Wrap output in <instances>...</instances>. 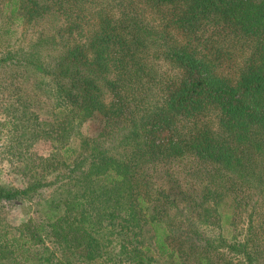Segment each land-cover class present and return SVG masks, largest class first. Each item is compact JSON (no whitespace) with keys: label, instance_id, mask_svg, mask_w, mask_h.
<instances>
[{"label":"trees","instance_id":"trees-1","mask_svg":"<svg viewBox=\"0 0 264 264\" xmlns=\"http://www.w3.org/2000/svg\"><path fill=\"white\" fill-rule=\"evenodd\" d=\"M21 23L42 26L22 61L52 80L54 136L40 133L64 172L35 220L0 230V264H105L113 221L142 230L130 264H264V0L2 2L0 37ZM12 48L0 42V64Z\"/></svg>","mask_w":264,"mask_h":264},{"label":"rangeland","instance_id":"rangeland-1","mask_svg":"<svg viewBox=\"0 0 264 264\" xmlns=\"http://www.w3.org/2000/svg\"><path fill=\"white\" fill-rule=\"evenodd\" d=\"M4 1L0 0V4ZM12 29L13 35L0 37V42L8 41L13 44L10 51L13 59L0 64V187L17 190L30 185L40 187L37 188V193L31 200L20 197L16 200L0 198V230L6 232L8 236L14 234L19 223L28 218L35 220L44 210L46 202L55 201L57 194L55 178L56 175L64 172V167L55 157L52 137L45 138L40 133L42 130L49 129L51 136H54L52 132L55 130V110L53 109L52 80L50 77H42L37 68L28 64L27 61H22L28 54L30 43L42 30V26L21 23L12 26ZM3 54L0 49V57ZM38 54L41 56L39 58H43L39 59L41 64L52 65L53 53L50 50L37 51ZM222 74L232 77L227 72ZM39 76L47 85L46 94H43L41 90L42 85L38 80L40 78H37ZM33 84H36V87ZM93 127L88 124L83 130L89 134ZM76 142L71 140L68 146L75 149ZM86 161L89 162L88 159ZM87 166L88 164L84 168ZM224 210L223 206L219 207V212ZM113 222V225L109 227L102 224L105 226V233L98 240L102 252L99 254L105 264H130L132 248L141 239L142 230H135L133 234L122 236L119 234L118 222ZM245 224V216L236 218L235 230L230 235L241 240ZM221 235L227 243L230 242L231 236L226 234L224 229L221 230ZM142 243L145 244L146 240ZM44 246L51 252V261L54 263V259L58 256L57 249L48 241L44 242ZM150 255L153 254L150 252L148 256ZM224 255L225 260L231 257L228 253ZM72 264L88 263L74 261Z\"/></svg>","mask_w":264,"mask_h":264}]
</instances>
